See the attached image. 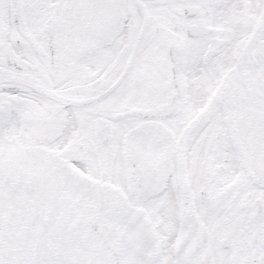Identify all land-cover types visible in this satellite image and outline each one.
Here are the masks:
<instances>
[{"label": "flooded vegetation", "instance_id": "obj_1", "mask_svg": "<svg viewBox=\"0 0 264 264\" xmlns=\"http://www.w3.org/2000/svg\"><path fill=\"white\" fill-rule=\"evenodd\" d=\"M139 2V14L135 11L134 3L127 2V37L121 44V51L115 53L113 47H106L90 55L89 62L86 57L78 63L77 69L85 72L89 70L90 75L89 82L73 90L76 96L73 113L76 122L83 118L91 121L88 127L90 134H95L98 119H113L122 115L116 121L127 120L135 117L136 109L162 101L180 103L186 116L191 111L189 105H193L194 101L200 104L209 98L213 72L207 68L200 69L198 77L194 69L209 49L211 39L223 42L233 34L234 27L227 29L226 26L235 23L234 17L231 15L228 22L222 20L224 10L221 0ZM32 7L33 0H27L26 12H31ZM10 8L11 0H0V62L8 57L28 63L24 71H18L15 67L11 69L15 73L14 80L19 83L17 95L30 98L27 90L35 88L46 96L44 87H48V97L51 86L46 74L49 66L30 40L16 35L10 19ZM187 8L193 10L186 13ZM42 13V17H36L32 28L43 27L45 16L50 10H42ZM3 21L7 25L6 32L11 36L8 50H2ZM30 38L33 41L38 35H31ZM133 47L134 58L138 57L136 70L130 74L120 92L115 90L112 95L103 97L113 84V78L118 79L124 72L129 61H125L128 58L126 54H131ZM115 56L118 60L113 62ZM188 87L192 93L186 102L182 94ZM194 87L198 93L196 99L193 98ZM22 106L23 112H28L29 105ZM66 118L69 120L68 116ZM227 143L224 135L217 139L215 145L218 150H215L212 160L217 159L219 149L226 148ZM200 166L204 177L210 170L205 182L209 194L216 184H226L233 177V170L228 168L229 162L226 160L221 164L201 163ZM240 182L239 178H235L234 185ZM209 197L190 198L191 215L181 250V264H257V259L264 257V198ZM251 239L257 242L252 244ZM170 248L175 249L173 239Z\"/></svg>", "mask_w": 264, "mask_h": 264}, {"label": "water", "instance_id": "obj_2", "mask_svg": "<svg viewBox=\"0 0 264 264\" xmlns=\"http://www.w3.org/2000/svg\"><path fill=\"white\" fill-rule=\"evenodd\" d=\"M225 94L227 97V87ZM229 109L227 112L236 133L238 147L244 152L247 166L252 173L248 145L235 120V107L229 103ZM29 154H24L25 157L20 161L28 159ZM47 157L51 163L47 167L48 171H32L27 176L22 174L17 181H14L11 197L0 202V264H40L41 261L50 260L56 254L60 242H64L66 247L73 236L67 234L66 237H61L60 226L62 219L68 216L72 205H75L85 218L91 219L97 214L109 229L103 231L101 227H97L94 233L98 232L100 235H108L110 239H118L119 241L114 242L118 244L120 242L122 248L123 240L130 239L133 249L130 262L150 264L154 245L152 244L151 249L150 237L137 216L139 214L137 209L130 207L125 202V198H115L111 193L112 190L110 191L107 186L88 185L87 189L80 188L70 179L62 163L56 162L50 155H46ZM36 159L40 162L36 164L35 169H40L43 158L38 157L32 158L30 168H33ZM17 167L22 170L25 163ZM83 209L90 213L89 216ZM90 248L89 242L85 246L82 242L76 241L73 248L76 254L71 251L70 257L77 264H87V262L83 263L80 254L86 249L89 252ZM102 256L97 252L93 257L94 264L101 262L104 258Z\"/></svg>", "mask_w": 264, "mask_h": 264}, {"label": "rangeland", "instance_id": "obj_3", "mask_svg": "<svg viewBox=\"0 0 264 264\" xmlns=\"http://www.w3.org/2000/svg\"><path fill=\"white\" fill-rule=\"evenodd\" d=\"M234 1L235 0H233V1L231 0L230 3H228V0H226L225 3H223V8L222 9L225 10L226 15L229 12H232V13L236 14V16H237L236 18L238 20V26H237L236 32L242 31V29L244 27L245 30L248 29L249 33H252L255 30L254 27L256 26V25L253 26V24H252V21L254 19V17L252 15L254 13H256L257 7L255 5L251 4L249 6V11H248L249 15L245 16L246 15V11H245L246 7L245 6L240 7V5H238L237 0H236V3H234ZM231 7H233V9ZM249 22L251 23V25H248ZM235 36L236 37L232 41L230 40L231 43L229 44V46L227 48V51L224 52V53H226L225 56H227V58L231 55V53H229V52L232 49V43L239 38L237 36V34ZM249 44H250V42L247 40L243 44L242 49H246L249 46ZM227 63L228 64L226 65V70L224 71L225 74L232 67L231 64L233 63V61H228ZM64 106H65V104L60 102V106L59 107L58 106H54V105H52L51 107H52V109L56 108L57 111H59L61 109H64ZM47 108H48V106L45 103H42V104L34 105L33 110L34 111H39V112H45L47 110ZM13 120L15 122V119H13ZM72 120H74V116L71 114V122H72ZM16 124H19V127H18L17 131H20L21 127H22V125H21L22 122L21 121H16ZM13 125H15V124L12 121L11 122V126H13ZM76 132H77V130H76V127H75L74 123H71L69 129L67 128V133H66L67 141H66V143H68L71 135L72 134L75 135ZM97 148H98V145H93V143L90 144V143L86 142L85 146H80V145L76 144V147L70 148L67 151V154L69 156H71V157L73 156L74 159L75 158L78 159V161H80L81 163H84L86 166H89L92 169L94 167L95 168H99L100 167L99 158L102 157V156L96 155L95 153H91L89 151V149L97 151ZM109 152H110L111 155L114 154L115 158L117 160L119 159V151H113L112 150V151H109ZM211 152H213L212 149L209 152L210 156H211V154H210ZM218 152L221 153L220 150ZM213 154H214V152H213ZM209 155L205 154V161L204 162H206V163L209 162V160H210V156ZM212 162H215V160H212ZM230 167H231V165L229 166V168ZM201 169H202V167H200V166H198V168H194L193 169L192 173H193L194 177L192 176V178H193L192 181H193L194 185H197V188L199 190H204L205 182L207 180V177H205V179H204L203 171ZM227 186L228 185H225L223 187L221 184H219L217 187H214L212 192H211L210 197L211 198H220L217 195H220L219 192L222 191V189L226 188ZM179 187H180V185L173 180L172 191L168 195H166L164 197H161L160 199L150 200V201L144 202L142 204L143 206L145 205L150 210V214H151L153 220L155 221L156 225L158 226V229L160 230V232L164 236V242H166V247L167 248H170V246H171L173 233L175 232V228H176V222H177V213H176L177 209H176V207H177V204H179V207H180L181 200H184V198H183L184 196L179 191ZM251 190H252V188L248 187L247 191L244 193L243 197H241V198H256V197H254V195L257 196V197H260V198H264L263 193H261L260 191L253 192L254 195L251 194L252 196H247L246 197L247 193L251 192ZM131 197L134 199V201L136 203L141 204V200L139 199V197L136 196V194L134 192L131 195ZM239 197L240 196L235 197L234 194H229L227 196L224 195L222 198H239ZM197 198H199V193L198 192H197ZM167 253H168L169 256L171 255L170 251H167Z\"/></svg>", "mask_w": 264, "mask_h": 264}, {"label": "bare ground", "instance_id": "obj_4", "mask_svg": "<svg viewBox=\"0 0 264 264\" xmlns=\"http://www.w3.org/2000/svg\"><path fill=\"white\" fill-rule=\"evenodd\" d=\"M76 175V174H75ZM77 176V178L79 179V180H81L82 178H80L78 175H76ZM82 181V180H81ZM85 181V180H84Z\"/></svg>", "mask_w": 264, "mask_h": 264}]
</instances>
